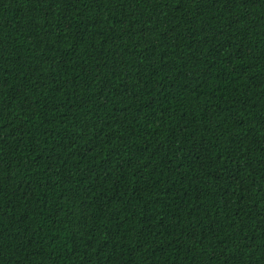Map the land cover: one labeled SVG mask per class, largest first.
Masks as SVG:
<instances>
[{
    "label": "trees",
    "instance_id": "1",
    "mask_svg": "<svg viewBox=\"0 0 264 264\" xmlns=\"http://www.w3.org/2000/svg\"><path fill=\"white\" fill-rule=\"evenodd\" d=\"M0 264H264V0H0Z\"/></svg>",
    "mask_w": 264,
    "mask_h": 264
}]
</instances>
